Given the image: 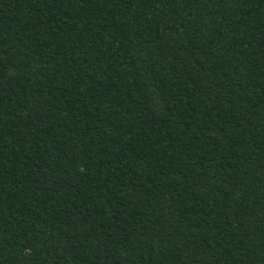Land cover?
<instances>
[{
    "label": "trees",
    "instance_id": "obj_1",
    "mask_svg": "<svg viewBox=\"0 0 264 264\" xmlns=\"http://www.w3.org/2000/svg\"><path fill=\"white\" fill-rule=\"evenodd\" d=\"M0 264H264V0H0Z\"/></svg>",
    "mask_w": 264,
    "mask_h": 264
}]
</instances>
